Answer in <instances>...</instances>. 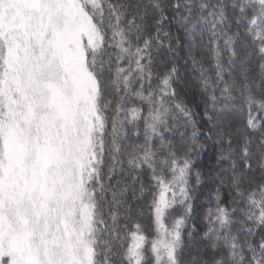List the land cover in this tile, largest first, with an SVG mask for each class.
<instances>
[{
  "label": "snow or ice",
  "instance_id": "1",
  "mask_svg": "<svg viewBox=\"0 0 264 264\" xmlns=\"http://www.w3.org/2000/svg\"><path fill=\"white\" fill-rule=\"evenodd\" d=\"M0 264H264V0H0Z\"/></svg>",
  "mask_w": 264,
  "mask_h": 264
}]
</instances>
